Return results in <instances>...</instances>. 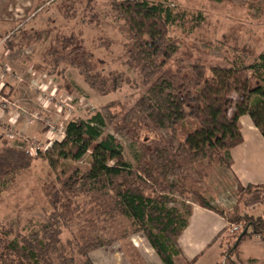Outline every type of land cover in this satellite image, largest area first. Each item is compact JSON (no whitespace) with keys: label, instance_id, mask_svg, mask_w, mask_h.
I'll return each instance as SVG.
<instances>
[{"label":"trees","instance_id":"trees-1","mask_svg":"<svg viewBox=\"0 0 264 264\" xmlns=\"http://www.w3.org/2000/svg\"><path fill=\"white\" fill-rule=\"evenodd\" d=\"M113 8L124 20L130 37L131 45L126 49L128 62L139 69L146 84L122 117L119 131L125 135L129 129L134 137L139 123L150 122L177 137L178 129L183 128L185 112L194 124L183 129V140L176 146L160 137L150 144H141L142 153L131 165L123 156L118 139L101 130L105 119L101 110L113 119L109 115L113 103L93 110L87 119L69 120L62 138L53 141L41 157L50 167H55L59 160L77 162L89 153L90 167L62 170L64 178L50 198L53 210L48 223L40 225L36 232L21 236L0 220V264H76L72 256L66 258L56 246L60 224L77 216L80 209L72 199L73 194L89 195L87 203L106 216L103 221L115 215L125 218L133 232L144 236L161 264H175L174 257L181 254L178 238L187 226L192 205L186 204L184 210H180L169 204L174 201V195L185 192L195 204L216 212L231 225L233 240L227 244L226 251H222V256L225 264H234L231 259L236 255L237 241L246 235L264 236V198L263 193L256 194L264 185H244L248 188L244 189V198L251 196L262 207L259 215L236 208L231 212L218 210L204 196L208 190L207 167L225 160L227 163V159L229 166L230 148L243 141L238 126L241 115H247L264 138V51L248 65L236 63L229 68H207L191 64L172 70L168 65L180 44L169 35V28L184 25L183 13L162 0H113ZM199 19V16L193 17L191 28L198 25ZM40 34L35 32L37 39ZM32 37L23 36L22 44L31 42ZM76 42L73 35L59 36V46L49 52L54 55L53 62L59 65L65 61L76 68L83 81L100 95L115 91L129 81L124 71L104 73L94 69L89 63L90 54ZM7 45L12 47L11 40ZM218 93L237 95L233 111L228 113L221 108L216 98ZM0 142L1 193L10 179L29 168L35 156L27 149L8 144L7 139L0 138ZM37 154L40 155V150ZM192 174L196 178H192ZM92 228L93 232L81 237L78 252L83 257L82 264H94L89 253L110 243L95 233V225ZM11 234L12 238L8 239Z\"/></svg>","mask_w":264,"mask_h":264},{"label":"rangeland","instance_id":"rangeland-1","mask_svg":"<svg viewBox=\"0 0 264 264\" xmlns=\"http://www.w3.org/2000/svg\"><path fill=\"white\" fill-rule=\"evenodd\" d=\"M162 1L173 4L186 20L184 25L169 28V35L180 44L179 51L168 65L172 70L191 64L207 68H229L236 63L248 65L264 51V0ZM195 16H199V23L191 28ZM2 23L0 84L8 88L4 91L6 105L2 104L3 90L0 89V138L7 139L10 145L27 149L35 156L29 168L10 179L0 193V220L6 228L10 227L19 235L28 236L30 232H36L40 225L48 223L53 210L50 198L60 187L64 178L63 169L79 166L87 170L90 167L89 153L77 162L59 160L55 167H50L47 160L41 157L60 137L59 132L69 120L87 119L95 110L113 103L109 109L113 119L101 110L105 118L101 130L103 134H111L118 139L122 154L131 165L142 153L141 144H150L160 137L176 146L179 140H183V129L194 124L185 112L183 128L178 129L177 137H173L170 130L150 122L139 123L136 138L129 129H126L125 135L119 131L122 117L145 90L146 84L139 69L128 62L126 49L131 45L130 37L124 20L113 8V0H0ZM35 32H41L39 39ZM27 34L33 35L32 40L22 44L21 38ZM70 35L75 36L77 45L90 54L89 63L94 69H101L104 73L124 71L129 81L115 91L100 95L83 81L76 68L68 66L65 61L56 65L54 55L49 52L59 46V36ZM9 40L12 42L10 48L7 45ZM42 93H46L44 97L51 94L54 99L49 103L43 102ZM216 96L223 110L228 113L233 111L237 102L235 93L229 96L218 93ZM55 98L65 100L70 112L59 110ZM22 124L24 126L20 127ZM37 150H40V155ZM204 166L200 165L201 168ZM207 172L208 190L204 196L214 208L229 212L236 208L237 211L248 212L249 207L256 204L251 196L244 198V189L248 188L236 181L229 170L228 159L227 163L225 160L207 167ZM192 178L196 176L192 174ZM260 193L264 198V189L260 188L256 194L261 196ZM72 199L80 209L76 212L77 216L60 224L56 246L60 247L63 256H72L76 264H82L83 257L78 252L81 237L93 232V225L95 233L110 241L89 253L91 259L101 256V264H112L114 256L118 258L115 264H124V261L125 264H146V256L156 255L144 236L133 232L125 218L115 215L103 221L106 216L87 203L89 195L73 194ZM186 204H195L187 192L174 195V201L169 206L184 210ZM91 222L94 224L90 225ZM232 240L222 239V251H226L227 244ZM232 257L236 261L237 257ZM220 259V264L226 263H223V256Z\"/></svg>","mask_w":264,"mask_h":264},{"label":"crops","instance_id":"crops-1","mask_svg":"<svg viewBox=\"0 0 264 264\" xmlns=\"http://www.w3.org/2000/svg\"><path fill=\"white\" fill-rule=\"evenodd\" d=\"M1 25L3 23L0 27ZM7 88V85L0 84L3 99H7L4 92ZM23 126L22 124L20 127ZM238 126L243 141L229 150V170L242 186L264 185V138L247 115L239 117ZM249 208L248 213L253 215H259L262 212V207L257 203ZM231 233V226H228L222 216L210 209L193 204L187 226L178 238L181 254L174 257L175 264H220L222 239L229 241ZM236 244V261L233 257L231 259L233 263L235 262L234 264H264V236L246 235ZM133 245L136 246L135 243ZM150 256V254L146 256V264H161L156 255ZM100 258L101 256L98 255L92 259L95 264H101L103 261ZM112 259V264L117 262L116 259L118 260L116 256Z\"/></svg>","mask_w":264,"mask_h":264},{"label":"built area","instance_id":"built-area-1","mask_svg":"<svg viewBox=\"0 0 264 264\" xmlns=\"http://www.w3.org/2000/svg\"><path fill=\"white\" fill-rule=\"evenodd\" d=\"M43 94V93H42ZM46 94V93H45ZM45 94H43V99H44V101L43 102H46V103H49V101H51V100H53L54 99V96H52L51 94H47V96L46 97H44V95ZM67 99H69V98H67ZM4 101H2V104H4V105H6V103H7V100L6 99H3ZM55 100H56V103L57 104H55L57 107H59L58 109L59 110H61V109H66L67 110V112H70V107H69V105H68V103H67V106H66V104H65V100H58V99H56L55 98ZM63 129H64V127H63ZM59 134H60V137L58 138V139H55V140H60L61 138H62V135H63V130L61 131V133L59 132ZM12 135V134H11ZM13 136V135H12Z\"/></svg>","mask_w":264,"mask_h":264}]
</instances>
